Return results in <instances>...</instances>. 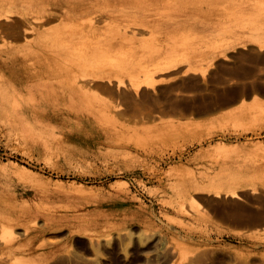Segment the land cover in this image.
<instances>
[{
	"label": "rangeland",
	"instance_id": "1",
	"mask_svg": "<svg viewBox=\"0 0 264 264\" xmlns=\"http://www.w3.org/2000/svg\"><path fill=\"white\" fill-rule=\"evenodd\" d=\"M52 1L0 0V50ZM76 2L0 66V264H264V0Z\"/></svg>",
	"mask_w": 264,
	"mask_h": 264
},
{
	"label": "bare ground",
	"instance_id": "2",
	"mask_svg": "<svg viewBox=\"0 0 264 264\" xmlns=\"http://www.w3.org/2000/svg\"><path fill=\"white\" fill-rule=\"evenodd\" d=\"M68 1H71V0H53L52 2H49L48 3L49 5L46 6L43 9V11H41V12L37 11L34 14H32V16H31L32 20H30L28 18V16H27L28 12H22L21 13L24 20L28 23V27L23 28V31H29L30 30V31L36 32L35 40L28 41V43H27L28 47H30L32 42H38L40 40L39 37L42 35V30H39L37 27H35V25L32 23V21H37V23L41 22V21L42 22L48 21L50 18H52V7L53 6L62 7L63 4L67 3ZM75 1H77L76 5H74L72 7V9L64 11L65 18L70 19L72 17H75L76 15L87 13L88 11H90L92 9V7L90 5L85 4V0H75ZM106 12L108 13V11H106ZM55 17H57V16H55ZM36 26H38V25H36ZM96 29H97V26L94 27L93 25L92 26L89 25L87 31H92V30H96ZM114 38L116 39V35L112 36L110 39H114ZM94 44L95 45L93 46L92 50H95V49L99 48L100 45H102V43L99 41L95 42ZM28 47L20 48L21 52H19V53H12V50L9 47L6 50H0V66L5 67L7 70H9L14 75H16L18 77L17 79L19 81H20V78L21 79H27V80L34 79L37 76H40V74L45 71V69H43V66H40L39 68L36 66H33V64L35 63L34 61H33V63L31 62L32 64L28 63V61L32 60V58H33L32 54H31V50ZM31 68H33L31 71H27V69H31ZM72 68H71V70H72ZM77 77L78 76L75 77V80ZM96 78H98V77L97 76H94V77L91 76V77L84 78V80L78 86H76V89H78V91L82 93V92H86V90L89 89L90 86H95V87L98 86V85H96V83H93V80ZM142 84L143 85H150V84H152V81L145 78L141 82H138L135 86L133 85L136 92L138 90L139 85H142ZM84 89H86V90H84ZM65 98H67V97L63 96V98H61V99H65ZM49 117L53 118L54 115H52V116L49 115ZM0 231L2 233H6V232L10 233L11 229H10L9 224L4 223L3 220H0Z\"/></svg>",
	"mask_w": 264,
	"mask_h": 264
}]
</instances>
